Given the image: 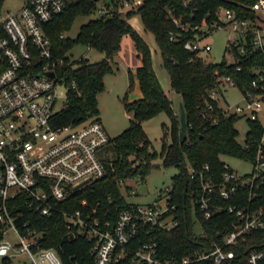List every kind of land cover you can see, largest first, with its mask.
<instances>
[{
  "label": "built area",
  "instance_id": "built-area-1",
  "mask_svg": "<svg viewBox=\"0 0 264 264\" xmlns=\"http://www.w3.org/2000/svg\"><path fill=\"white\" fill-rule=\"evenodd\" d=\"M119 2L118 12L126 14L136 10L143 0ZM22 4L15 12L0 16V261L6 264L11 255L24 252L31 264H64L54 248L44 246V230L34 227L29 219H22L25 209L39 216H50L58 210L57 203L66 200L73 190L104 177V153L111 139L96 115L71 126L51 123L54 113L60 109L57 106L60 99L63 96L65 101L70 87H75L74 83H66L62 72L64 64L69 66L72 59L69 57L65 63V58L52 54V42L46 31L51 20L65 9L66 0H23ZM248 6L252 16L219 7L214 11L217 21L210 25L181 24L179 17L168 13L184 31L189 28L202 31L183 44L185 50L193 52L190 60L203 58L202 54L211 49V43L204 42L209 32L228 28L234 36L225 46L230 58L225 61L235 63L236 70L241 71V57L248 58L258 51L264 55V0H255ZM97 14L111 15V12L102 3ZM173 37L175 34L171 33ZM250 72L253 78L248 86L240 89L231 75L224 74L207 91L210 100L202 110L205 119L212 123L219 121L212 101L224 98L225 86H236L241 91V99L225 105L219 102L220 114L244 116L259 122L262 133L256 154L249 159L251 171L240 175L225 163L223 180L216 184L203 171L192 170V176L199 174L200 177L202 191L195 203L205 218L221 209L215 203L217 190L227 200L239 187H246L251 200L264 184V61L251 66ZM59 87L65 89L63 94ZM242 144L249 145L246 137ZM203 169L207 170V165ZM18 201L23 202L22 208ZM128 203L115 219L109 216V210L101 214L97 208L88 213L79 209L63 211L68 233L91 243L96 264L119 263L128 254L131 264H202L206 259L220 264L234 257L232 245L245 241L250 231L264 228L263 208H253L250 202L242 208L229 206L238 222L221 242L212 240L203 250H195L178 260H164L157 257L158 241L152 227L172 231L178 224L173 213L176 206L168 205L167 195H157L149 203ZM260 261L264 262V251L249 254V264H260Z\"/></svg>",
  "mask_w": 264,
  "mask_h": 264
},
{
  "label": "trees",
  "instance_id": "trees-1",
  "mask_svg": "<svg viewBox=\"0 0 264 264\" xmlns=\"http://www.w3.org/2000/svg\"><path fill=\"white\" fill-rule=\"evenodd\" d=\"M3 0H0V4ZM120 0H66L65 9L54 17L47 25L46 31L52 42V54L55 57L69 61L67 51L76 43L94 48L104 54L100 60H90L80 57L64 64L62 72L66 76V83L75 84L70 87L66 99L52 118L51 123L56 126L74 125L98 115V94L104 91V76L113 72L112 60L121 47L124 35L131 37L140 64L136 68L137 78L142 94L139 98L130 100L126 93L123 105L131 114L130 126L125 128L106 145L104 156L106 175L81 189L73 190L66 200L57 203V211L50 216H39L31 210L25 209L22 219H29L34 227L44 230V246L52 247L59 254L64 264H96L91 243L79 235L72 236L65 226L63 211L83 213L97 208L105 214L109 210L113 219L118 212L128 206V201L120 190V181L127 178L139 177L144 180L147 172L155 166L154 160L161 156L164 166L176 165L178 170L172 177L171 185L166 193L168 205L176 206L173 210L178 220L172 231L152 227V233L158 241L157 257L160 259H180L195 250H203L212 240L221 242L222 237L229 232L237 216L229 211V206L242 208L246 203L253 208L264 209V184L259 194L248 200V188L239 187L230 198L223 199L218 190L215 203L221 209L210 218H205L199 210L195 199L201 193L199 174L213 178L216 184L222 182L225 162L223 155L238 158L253 159L256 144L260 140L262 125L248 120L249 129L246 132L245 146L238 140L235 123L239 117L223 116L218 108L219 102L213 100L215 112L219 114V121L212 123L202 116L206 101L210 100L207 91L215 86L219 75H231L239 88L248 86L253 78L250 68L264 61L262 52H254L248 58L239 59L241 71L236 70L233 62H211L201 57L193 56L192 51L184 49V42L200 34V29L184 31L180 25L173 22L169 13L181 19V24L204 25L217 21L214 11L219 7L236 10L238 15L252 16L249 4L255 0H143L136 10L122 14L118 12ZM106 4L111 15H97L89 19L80 27L76 38L61 36L68 31L78 16L97 13V9ZM1 6V5H0ZM139 15L144 28L154 38L161 54V64L166 70L170 86L180 93L184 105L187 132L184 141L180 140L179 120L180 108L176 110L163 86H161L150 46L146 39L128 21V17ZM171 33L175 37L171 38ZM73 64V65H72ZM134 77L129 72V90L133 89ZM164 111L170 125L164 126L165 132L162 149L156 152L143 126V120L151 118ZM207 165L208 169L203 167ZM228 182L227 184H230ZM19 206L23 202L18 201ZM201 226V233L197 232L196 219ZM21 219V220H22ZM234 257L220 264H249V254L254 251H264V228L250 231L245 241H239L231 246ZM6 264L9 261L6 260ZM264 264L263 261L259 262ZM115 264H131L130 254L127 258ZM202 264H216L206 259Z\"/></svg>",
  "mask_w": 264,
  "mask_h": 264
},
{
  "label": "rangeland",
  "instance_id": "rangeland-1",
  "mask_svg": "<svg viewBox=\"0 0 264 264\" xmlns=\"http://www.w3.org/2000/svg\"><path fill=\"white\" fill-rule=\"evenodd\" d=\"M23 0H3L0 4V16L9 12H15L22 7ZM124 15V13H122ZM97 13H92L85 16H78L75 18L71 28L64 33L65 37L76 38L80 27L89 21V19L97 17ZM132 26L143 35L150 46L153 59V68L156 70L161 86H163L171 102L179 109V101L181 99L180 93L170 86L169 76L161 64V54L157 49L154 36L145 30L142 18L137 15H132L127 18ZM210 34L204 38V42L211 43V49L203 53V59L211 62H221L226 58L225 46L234 36L228 28L223 27L220 29H213ZM129 39L130 45L127 40ZM122 42V41H121ZM122 48L119 54H116L112 60L113 72L107 73L104 76V91L98 94V109L97 115L103 123L110 138H114L120 134L125 128L129 127L131 122V114L125 110L123 100L128 92L130 100L142 94L141 87L137 81L134 82V88L129 90V67L135 62L139 61L136 55V50L133 40L130 36H126L121 43ZM66 55L72 60L79 58L81 55L88 57L90 60H100L104 58V54L98 52L94 48H87V46L76 43L74 44ZM60 92L63 94L65 89L59 87ZM224 98L219 102L225 105L226 102L235 103L241 99V91L236 86H225L223 88ZM64 103V97L60 99L58 107L61 108ZM170 125V120L164 111L157 113V115L143 120V126L152 143V149L160 152L163 144L164 126ZM235 128L238 131V140L243 143L246 132L249 129L247 118L240 117L235 123ZM222 160L229 164L238 174L243 175L251 171L252 162L249 159H242L231 155H223ZM161 156L154 160L155 166L152 167L147 173L144 180L139 177H132L125 179L121 185L120 190L127 201L133 203H149L157 198V195L163 196L167 193V187L171 185L172 177L176 174L178 168L175 165L164 166ZM196 229L200 231L201 226L196 222ZM29 257L26 253L19 255H11V260L8 264H31ZM0 264H3L0 261Z\"/></svg>",
  "mask_w": 264,
  "mask_h": 264
},
{
  "label": "water",
  "instance_id": "water-1",
  "mask_svg": "<svg viewBox=\"0 0 264 264\" xmlns=\"http://www.w3.org/2000/svg\"><path fill=\"white\" fill-rule=\"evenodd\" d=\"M51 75H53V74H51ZM179 120L181 122L179 137H180L181 141H184L186 138L185 136H186V132H187V120H185V110H184V105L182 102H180Z\"/></svg>",
  "mask_w": 264,
  "mask_h": 264
},
{
  "label": "crops",
  "instance_id": "crops-1",
  "mask_svg": "<svg viewBox=\"0 0 264 264\" xmlns=\"http://www.w3.org/2000/svg\"><path fill=\"white\" fill-rule=\"evenodd\" d=\"M126 36L127 35H124V37H123V39H122V42L124 41V39L126 38ZM127 40V43H128V45H130V41H129V39H126ZM121 42V43H122ZM134 44V43H133ZM157 46V45H156ZM121 48H122V44H121V47H120V50H121ZM151 49V48H150ZM158 49V48H157ZM120 50L117 52V54H119V52H120ZM136 55H137V53H136ZM138 60L139 61H135V62H133L131 65H130V67H129V72L131 71V73H132V75H133V77H134V80H133V88H134V82L135 81H137V78L135 77V73H136V68L138 67V65L140 64V59H139V57H138ZM138 82V81H137ZM139 96H141V95H139ZM139 96L138 97H135L134 99H136V98H139ZM180 102H181V99H180V101H179V108H180ZM173 107L175 108L176 106L173 104Z\"/></svg>",
  "mask_w": 264,
  "mask_h": 264
}]
</instances>
